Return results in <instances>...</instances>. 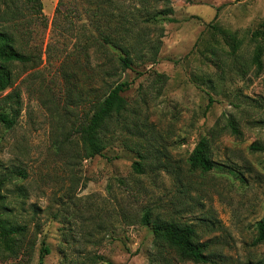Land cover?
<instances>
[{
  "label": "rangeland",
  "instance_id": "374dc122",
  "mask_svg": "<svg viewBox=\"0 0 264 264\" xmlns=\"http://www.w3.org/2000/svg\"><path fill=\"white\" fill-rule=\"evenodd\" d=\"M39 1L44 19L15 1L17 33L0 3V29L15 35L18 48L40 53L34 68L11 66L13 83L2 94L18 93L19 112L12 128L0 126V174H25L10 182L20 188L6 185L3 204L9 220L26 227L27 252L3 254L0 264H36L42 247L49 250L42 264H264V243L253 244L264 214V152L249 149L264 147V50L260 72L250 63L264 0H150L154 11L170 9L175 22L146 31L159 43L153 64L134 61L133 71L119 76L130 83L121 96L150 131L139 140L117 133L103 156L81 161L54 150L66 138L74 142L69 125L88 108L74 105V92L66 100V91L104 88L110 80L97 82L94 67L108 68L107 54L90 49L84 60L77 52L90 33L75 11L83 0H62L53 20L57 0ZM222 31L238 41L234 53ZM65 57L78 60L71 71ZM157 74L163 82L154 81ZM203 137H211L214 168L190 174L187 157ZM130 147L147 151L141 175L132 171ZM144 209L191 225L207 262H180L155 249L151 231L139 224Z\"/></svg>",
  "mask_w": 264,
  "mask_h": 264
},
{
  "label": "trees",
  "instance_id": "16d2710c",
  "mask_svg": "<svg viewBox=\"0 0 264 264\" xmlns=\"http://www.w3.org/2000/svg\"><path fill=\"white\" fill-rule=\"evenodd\" d=\"M16 0H0L3 5V16L6 20L12 22L13 32L17 33L18 11L15 6ZM21 5L30 10V15L44 19L41 13V3L39 0H19ZM126 0H83L78 14H83L87 18V26L90 27V33L77 52L87 60L90 49L95 53L106 55L108 68L97 65L94 70L96 81L106 84L103 80L108 77L110 82L103 88H87L85 90L66 91V100L74 92L76 104L88 103L86 112L73 118L69 129L74 136V142L66 138L65 141L54 143L55 151L66 150L73 154L71 157L77 160H85L94 156H103L102 151L110 144V140L115 134H126L135 138L143 139L145 132L150 131V125L146 118L139 119L135 108L121 96L128 90L130 83L120 81L119 76L125 71H133V62L153 64L155 62L159 43H152L148 37L149 27L160 23H174V19L167 17L171 14L170 9L154 11L150 6V0H129L131 5H125ZM63 4L62 0H57L53 10V18L60 11L59 6ZM130 7V8H129ZM66 19L71 15L70 11L65 12ZM69 26L72 23L68 22ZM222 38L230 49V54L235 52L238 41L234 36L221 32ZM251 40L254 43L251 55V65L256 72L261 71V56L264 50V21L259 24L257 30L252 32ZM21 44L17 41L15 35L0 29V126L8 130L15 124V119L19 112L18 93L12 91L2 95L12 86L13 75L11 66L14 64L30 66L34 68L40 62V53L26 52L18 48ZM70 67L75 65L69 61V57L63 59ZM83 64V63H82ZM71 71V69H70ZM155 82H163L164 76L155 75ZM101 90V91H100ZM72 103V102H71ZM211 100L207 101L205 110L210 107ZM227 120V127L231 134L238 136L239 132L234 123ZM210 140L200 138L194 144L186 160V169L188 173L199 172L208 173L214 168V163L210 157ZM136 144V143H134ZM142 148V147H140ZM251 151L264 152L263 146L252 144L249 146ZM130 151L135 155V161L131 163L132 171L137 174H143V166L147 163V151L142 149H132ZM70 155V154H69ZM25 174L22 170L7 171L0 174V256L18 258V254L23 250V241L26 235V227L9 220V212L3 204L6 185L12 184L17 187V183L12 179H24ZM18 192L21 190L18 189ZM139 224L149 228L152 234V246L155 249H167L173 252L180 262L205 263L207 262L204 254L206 246L199 243L195 230L191 225L175 222L171 219H164L157 215L153 216L149 209H144L139 217ZM264 243V214L256 221L254 225L253 244ZM49 252L47 247L40 248L37 256V263L42 264L43 258ZM105 264H113L107 262Z\"/></svg>",
  "mask_w": 264,
  "mask_h": 264
}]
</instances>
